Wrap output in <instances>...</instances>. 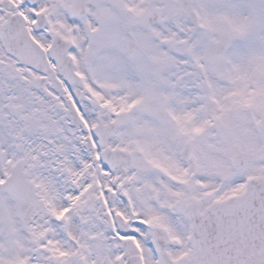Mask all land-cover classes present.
Instances as JSON below:
<instances>
[{
    "label": "snow or ice",
    "instance_id": "6c2138e0",
    "mask_svg": "<svg viewBox=\"0 0 264 264\" xmlns=\"http://www.w3.org/2000/svg\"><path fill=\"white\" fill-rule=\"evenodd\" d=\"M0 264H264V0H0Z\"/></svg>",
    "mask_w": 264,
    "mask_h": 264
}]
</instances>
